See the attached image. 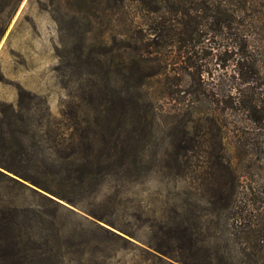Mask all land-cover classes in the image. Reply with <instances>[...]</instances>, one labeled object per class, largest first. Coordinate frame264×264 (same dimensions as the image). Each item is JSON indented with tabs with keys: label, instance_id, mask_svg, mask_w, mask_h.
<instances>
[{
	"label": "rangeland",
	"instance_id": "rangeland-1",
	"mask_svg": "<svg viewBox=\"0 0 264 264\" xmlns=\"http://www.w3.org/2000/svg\"><path fill=\"white\" fill-rule=\"evenodd\" d=\"M244 1L239 25L232 26L236 30L222 29L224 37L205 41L203 55L198 54V37L180 35L170 40L160 64L145 69L161 71V76L146 81L154 112L139 125L136 149L143 162L135 176L104 171L85 186L70 188V200H59L66 209L0 176V216L19 217L23 231L32 236L35 258L47 264H182L155 249L178 223L193 238L214 245L217 219L206 203L210 194L205 186L222 165L237 171L248 186L244 201L254 205L251 216H264V121L254 122L233 104L230 88L239 81L224 49L234 38L251 46L264 83V0ZM224 5L227 13L236 10L229 2ZM191 14L198 16V10ZM173 15L166 17L176 25ZM131 19L134 27L144 23L140 16ZM125 21L117 11L87 0H0V163L24 170L42 166L45 158L46 168L65 167L80 141L87 143L100 131L97 109L105 95L127 87L118 36ZM208 27L205 33L213 35L220 29ZM185 51L191 53L182 58ZM213 55L225 68L215 65ZM198 57L206 58L199 60V68ZM205 69L213 76L205 74L201 81L214 86V98L198 97L199 72ZM250 91L262 93L264 86ZM130 93L135 94L134 88ZM99 226L125 231L164 263L123 251L121 244L108 242L113 237ZM245 243L234 241L232 249L239 251Z\"/></svg>",
	"mask_w": 264,
	"mask_h": 264
},
{
	"label": "trees",
	"instance_id": "trees-1",
	"mask_svg": "<svg viewBox=\"0 0 264 264\" xmlns=\"http://www.w3.org/2000/svg\"><path fill=\"white\" fill-rule=\"evenodd\" d=\"M87 1L93 6L103 5L104 11H117L126 17L125 29L119 32L118 36L122 42L120 71L127 87L116 95L108 93L105 95V101L97 109V126L100 131L95 133L89 142L85 143L84 139L80 141L79 148L67 155L65 160L68 163L65 167L58 168L51 164L46 168L45 158L42 159L44 165L27 167L24 170L0 163V168L4 170L0 169L1 177L33 191L56 207L62 208L65 206L59 200H70V188H81L104 171L126 178L135 176L136 170L143 162L142 156L136 149L137 135L141 132L139 125L154 112L151 89L146 81L161 76V71L151 70L148 73L144 71L152 63L162 62L164 53L170 46V40L180 35L198 37V54L203 55L205 41H211L213 37L222 38L224 37L222 29L231 30L232 26H238V12L247 8L248 3L244 0ZM227 2L236 9L232 12L229 10V14L225 10L228 6L224 5ZM194 10H198V16L191 14ZM203 12L211 13L203 14ZM173 13L175 14L173 17L177 20H173L176 25L169 24L166 17ZM132 15L135 18L140 16L144 23L134 27ZM178 15L181 17L178 18ZM210 25L218 26L220 29L215 31L214 35L209 31L205 33ZM238 39L234 38V43L230 46L224 45L226 55L230 54L227 55V61L234 65L233 78L239 81L237 86H231L229 94L234 105L241 106L252 116L254 122L259 123L264 121V91H262L264 83L260 82L259 73L255 69L251 46L243 47ZM190 53L191 51H185L182 58ZM153 54L162 57L155 59L152 57ZM213 56L216 60L215 65L225 68L218 55ZM205 59L198 57V68L201 66L199 60ZM211 63L213 61L206 63L205 66ZM205 74L213 76L212 71L205 69L199 72L200 81ZM134 79L138 80L136 85L130 83ZM200 81L198 97L217 96L212 84ZM253 87H256L257 91L261 90L262 93L250 91ZM131 88H134L135 94L130 93ZM85 145L88 147L86 148ZM219 165L221 166L222 162H219ZM48 167L54 172H47ZM222 168L226 170L229 179H223V169L219 168L215 173L214 181L205 186V190L210 194L206 203L212 206L213 215L217 219L218 234L214 245L206 238H193L188 229L178 223L166 234L165 241L156 247L157 252L182 264H264V216H260L261 213L251 216L250 206L254 205L244 201L248 186L241 182L237 171H230L228 166L222 165ZM22 180L48 194L25 184ZM259 209L257 207V211ZM99 228L113 237L108 242L121 244L123 251L139 252L145 261L153 262L158 259L160 263L162 261L164 263L162 257L135 245L129 239L132 236L125 231L117 229L119 232H116L103 226ZM241 240H246V243L239 248V251H234L232 242L238 243ZM31 241L32 236L23 231L18 216H0V264H47L45 260L35 258L36 255L30 249ZM238 257L242 258L240 262L237 261ZM184 259L192 261L188 263Z\"/></svg>",
	"mask_w": 264,
	"mask_h": 264
}]
</instances>
